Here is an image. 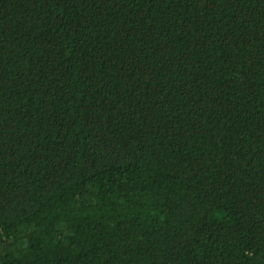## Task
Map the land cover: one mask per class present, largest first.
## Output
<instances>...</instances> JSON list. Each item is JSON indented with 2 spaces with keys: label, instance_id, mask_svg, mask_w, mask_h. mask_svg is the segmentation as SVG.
<instances>
[{
  "label": "trees",
  "instance_id": "1",
  "mask_svg": "<svg viewBox=\"0 0 264 264\" xmlns=\"http://www.w3.org/2000/svg\"><path fill=\"white\" fill-rule=\"evenodd\" d=\"M0 264H264V0H0Z\"/></svg>",
  "mask_w": 264,
  "mask_h": 264
}]
</instances>
